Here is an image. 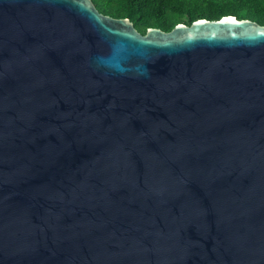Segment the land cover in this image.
I'll list each match as a JSON object with an SVG mask.
<instances>
[{
  "label": "water",
  "instance_id": "1",
  "mask_svg": "<svg viewBox=\"0 0 264 264\" xmlns=\"http://www.w3.org/2000/svg\"><path fill=\"white\" fill-rule=\"evenodd\" d=\"M0 264H264V25L0 0Z\"/></svg>",
  "mask_w": 264,
  "mask_h": 264
},
{
  "label": "trees",
  "instance_id": "2",
  "mask_svg": "<svg viewBox=\"0 0 264 264\" xmlns=\"http://www.w3.org/2000/svg\"><path fill=\"white\" fill-rule=\"evenodd\" d=\"M113 17H127L144 33L148 27L170 30L176 23L223 15L247 18L264 25V0H92Z\"/></svg>",
  "mask_w": 264,
  "mask_h": 264
}]
</instances>
